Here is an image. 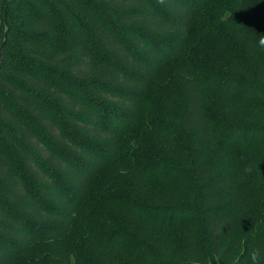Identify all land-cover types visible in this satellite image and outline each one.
I'll return each mask as SVG.
<instances>
[{
	"label": "trees",
	"instance_id": "obj_1",
	"mask_svg": "<svg viewBox=\"0 0 264 264\" xmlns=\"http://www.w3.org/2000/svg\"><path fill=\"white\" fill-rule=\"evenodd\" d=\"M0 32V264H264V0H3Z\"/></svg>",
	"mask_w": 264,
	"mask_h": 264
},
{
	"label": "crops",
	"instance_id": "obj_2",
	"mask_svg": "<svg viewBox=\"0 0 264 264\" xmlns=\"http://www.w3.org/2000/svg\"><path fill=\"white\" fill-rule=\"evenodd\" d=\"M2 5H3V0H0V10L2 12Z\"/></svg>",
	"mask_w": 264,
	"mask_h": 264
},
{
	"label": "rangeland",
	"instance_id": "obj_3",
	"mask_svg": "<svg viewBox=\"0 0 264 264\" xmlns=\"http://www.w3.org/2000/svg\"><path fill=\"white\" fill-rule=\"evenodd\" d=\"M0 22H1V10H0Z\"/></svg>",
	"mask_w": 264,
	"mask_h": 264
},
{
	"label": "water",
	"instance_id": "obj_4",
	"mask_svg": "<svg viewBox=\"0 0 264 264\" xmlns=\"http://www.w3.org/2000/svg\"><path fill=\"white\" fill-rule=\"evenodd\" d=\"M5 40H6V35H5ZM5 40H4V41H5Z\"/></svg>",
	"mask_w": 264,
	"mask_h": 264
},
{
	"label": "bare ground",
	"instance_id": "obj_5",
	"mask_svg": "<svg viewBox=\"0 0 264 264\" xmlns=\"http://www.w3.org/2000/svg\"><path fill=\"white\" fill-rule=\"evenodd\" d=\"M0 34H1V32H0Z\"/></svg>",
	"mask_w": 264,
	"mask_h": 264
}]
</instances>
